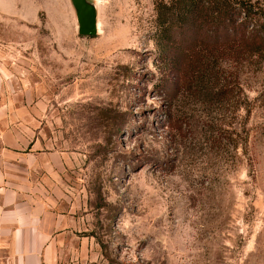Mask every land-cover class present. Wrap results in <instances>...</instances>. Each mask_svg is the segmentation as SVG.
Listing matches in <instances>:
<instances>
[{"label": "rangeland", "instance_id": "1", "mask_svg": "<svg viewBox=\"0 0 264 264\" xmlns=\"http://www.w3.org/2000/svg\"><path fill=\"white\" fill-rule=\"evenodd\" d=\"M87 1L92 38L70 0H0L2 100L31 109L38 152L70 157L62 255L264 264V59L222 64L206 96L157 62L156 0Z\"/></svg>", "mask_w": 264, "mask_h": 264}, {"label": "crops", "instance_id": "2", "mask_svg": "<svg viewBox=\"0 0 264 264\" xmlns=\"http://www.w3.org/2000/svg\"><path fill=\"white\" fill-rule=\"evenodd\" d=\"M2 83L0 77V264H75L60 250L68 222L52 197L70 157L38 152L31 109L5 104Z\"/></svg>", "mask_w": 264, "mask_h": 264}, {"label": "trees", "instance_id": "3", "mask_svg": "<svg viewBox=\"0 0 264 264\" xmlns=\"http://www.w3.org/2000/svg\"><path fill=\"white\" fill-rule=\"evenodd\" d=\"M154 11L156 60L188 89L212 93L222 64L264 59V9L253 0H156Z\"/></svg>", "mask_w": 264, "mask_h": 264}, {"label": "water", "instance_id": "4", "mask_svg": "<svg viewBox=\"0 0 264 264\" xmlns=\"http://www.w3.org/2000/svg\"><path fill=\"white\" fill-rule=\"evenodd\" d=\"M75 12L77 32L81 37H94L98 33L96 6L87 0H70Z\"/></svg>", "mask_w": 264, "mask_h": 264}]
</instances>
